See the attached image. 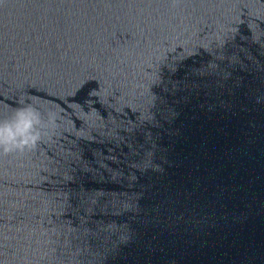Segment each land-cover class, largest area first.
<instances>
[{"label": "clouds", "instance_id": "clouds-1", "mask_svg": "<svg viewBox=\"0 0 264 264\" xmlns=\"http://www.w3.org/2000/svg\"><path fill=\"white\" fill-rule=\"evenodd\" d=\"M11 108V112L0 120V149L5 155L34 151L44 137L51 139L63 121V117L54 111L42 112L30 98L28 102L24 97L17 98ZM45 116L49 130L42 134L41 125L45 123Z\"/></svg>", "mask_w": 264, "mask_h": 264}]
</instances>
